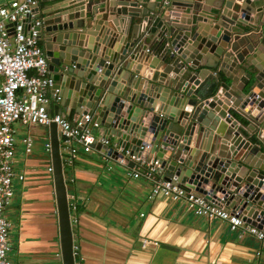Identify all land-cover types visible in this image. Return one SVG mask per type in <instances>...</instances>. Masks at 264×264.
<instances>
[{
	"label": "water",
	"instance_id": "95a60500",
	"mask_svg": "<svg viewBox=\"0 0 264 264\" xmlns=\"http://www.w3.org/2000/svg\"><path fill=\"white\" fill-rule=\"evenodd\" d=\"M42 14L38 36L61 95L50 113H90L108 140L93 147L108 158L143 145L166 179L264 228V0H73ZM207 77L218 88L202 98ZM48 130L61 258L74 264L56 124Z\"/></svg>",
	"mask_w": 264,
	"mask_h": 264
},
{
	"label": "crops",
	"instance_id": "0c3cea01",
	"mask_svg": "<svg viewBox=\"0 0 264 264\" xmlns=\"http://www.w3.org/2000/svg\"><path fill=\"white\" fill-rule=\"evenodd\" d=\"M8 1L0 0L1 3ZM71 1L39 0V15L33 19L42 22V11ZM138 21L133 18L130 25ZM39 43L42 46L40 39ZM141 43L143 52L151 58L156 39L141 40ZM216 75L221 76L220 82L227 80L221 71ZM217 88L207 77L196 85L195 91L205 98ZM58 102L53 101L48 108ZM62 115L73 118L75 111L71 109ZM235 116L248 124L237 114ZM17 127L14 168L23 178L14 180L15 193L5 211L11 223L8 264H63L53 174L45 172V167L51 163V157L43 148L50 142L48 125L18 124ZM93 132L97 137L102 136L100 126L93 128ZM25 134L34 140L33 150L28 154L21 143ZM57 136L59 144L63 145L58 132ZM256 139L257 136L252 141ZM110 141L116 143L118 140L112 137ZM147 157L152 158V155ZM249 160L253 162L255 158L249 157ZM62 167L67 194H75L78 203L74 212L77 221L70 223L73 247L78 248L74 262L264 264V252L261 256L255 255L259 242L254 236H240L230 229L227 220L215 218L209 221L194 215L183 200L161 195L150 197L151 182L142 173L134 177L133 166L105 158L95 147L88 152L78 149L72 164L62 162Z\"/></svg>",
	"mask_w": 264,
	"mask_h": 264
},
{
	"label": "built area",
	"instance_id": "2783aa9c",
	"mask_svg": "<svg viewBox=\"0 0 264 264\" xmlns=\"http://www.w3.org/2000/svg\"><path fill=\"white\" fill-rule=\"evenodd\" d=\"M38 1L0 2V264H8L7 252L10 249L8 234L11 223L5 211L15 193L14 180L23 178L14 168L17 125H49L54 122L58 135L63 139V145L59 144L61 160L67 164H72L78 149L88 152L98 141L108 143L107 139L94 134L93 128H98L99 124L90 113L67 118L48 110L53 101H60L61 95L60 90L54 87L47 56L39 43L37 26L41 20L32 17L26 21L28 14L33 16ZM21 143L25 153L32 152L34 140L31 135L21 137ZM43 148L50 156L49 141ZM143 148L141 145L138 151L132 152L119 147L120 154L117 157L120 164L126 159L133 161V176L138 177L142 173L151 182L150 197L161 195L183 200L194 215L203 216L209 221L215 218L227 220L230 229L237 231L240 236L250 234L255 237L259 242L255 255L261 256L264 252V228L245 222L239 208L227 209L225 199L211 201L194 189L166 179L159 160L143 156ZM103 156L108 158L106 153ZM46 171L53 174L51 163L47 165ZM67 202L70 223H75L77 217L74 212L78 209L75 194H67ZM72 251L75 257L78 248L74 246Z\"/></svg>",
	"mask_w": 264,
	"mask_h": 264
},
{
	"label": "rangeland",
	"instance_id": "374dc122",
	"mask_svg": "<svg viewBox=\"0 0 264 264\" xmlns=\"http://www.w3.org/2000/svg\"><path fill=\"white\" fill-rule=\"evenodd\" d=\"M45 172H47V171H46V167H45ZM48 173H49V172H48ZM49 174H50V173H49Z\"/></svg>",
	"mask_w": 264,
	"mask_h": 264
}]
</instances>
